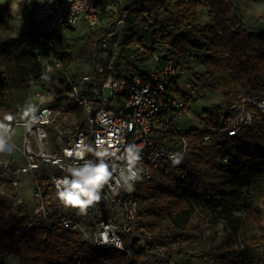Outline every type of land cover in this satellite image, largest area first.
Returning a JSON list of instances; mask_svg holds the SVG:
<instances>
[{"label":"trees","instance_id":"obj_1","mask_svg":"<svg viewBox=\"0 0 264 264\" xmlns=\"http://www.w3.org/2000/svg\"><path fill=\"white\" fill-rule=\"evenodd\" d=\"M200 4L209 18L203 27ZM108 8H115L116 13L108 16ZM6 9L0 6V118L5 113L16 115L14 129L19 108L27 105L34 84L41 80L42 68L26 40L12 36ZM98 11L99 20L121 19L126 13L125 48L133 44L144 47L145 39L137 29L143 23L151 53L167 51L164 61L179 67L192 57L203 58L205 69L194 72L192 88L199 85L219 92L227 109L214 106L203 112L202 123L209 128L219 127L222 115L239 101L242 87L264 94V33L247 34L231 0H99ZM60 59L66 65L73 61L68 54ZM150 70L131 63H125L124 74L117 73V64L115 68L117 75L125 77H146ZM54 81L65 82L62 76ZM67 90V86L60 90L52 108L65 104L64 114L78 118L82 109L66 103ZM168 95L192 100L177 89L176 81L169 85ZM171 113L166 107L159 114L152 138L158 147L170 145L178 150L184 136L190 151L174 173L160 167L142 183L136 201L143 225L161 242L168 258L174 253L182 255V248L202 239H210L217 248L215 230L222 225L227 237L223 251L229 264H264V226L259 236L236 246L246 216L252 213L261 221L264 214V117L255 113L254 127L243 128L215 150L204 144L205 131L192 127L180 134L169 127L166 121ZM44 195L51 196L47 184ZM27 223L14 201L0 195V264H4L5 254L15 256L20 264H134L124 253L93 248L58 225L40 223L27 231Z\"/></svg>","mask_w":264,"mask_h":264},{"label":"built area","instance_id":"obj_2","mask_svg":"<svg viewBox=\"0 0 264 264\" xmlns=\"http://www.w3.org/2000/svg\"><path fill=\"white\" fill-rule=\"evenodd\" d=\"M98 3L99 0H37L32 12L31 34L24 39L37 55L41 76L47 74L50 80L36 82L29 98L38 106L37 121L29 128L19 119L14 127L9 140L11 147L6 152H14L16 156L0 161V178H7L11 191L5 192L0 186V195L13 200L16 207L28 210L23 215L28 219L27 231L40 223L58 225L93 248L124 253L134 264H174L161 242L143 225L136 198L152 171L166 167L169 172H175L182 160L174 165L169 159L171 154L181 153L183 159L190 151L184 136L181 148L175 150L170 145L156 146L152 135L156 120L166 107L172 110L166 121L171 128L173 119L181 118L190 108L185 98L169 96L168 87L176 81L177 89L190 97L197 58L192 57L187 65L176 67L171 61H164L167 51L157 50L151 55L153 67L146 77L119 76L115 68L120 42L113 41L111 25L96 41L89 56L92 71L77 80L69 72L70 65L56 54L54 39L65 37L68 31L81 25H97L100 22ZM117 20L120 19L114 22ZM121 20L124 23L126 13ZM56 76H62L64 84L54 81ZM64 86L68 87L66 103L82 109L80 117L70 118L75 126L69 141L63 140L65 133L59 127L62 118H69L64 114L65 104L57 110L52 108ZM105 89L110 91L109 99L103 97ZM255 113L264 117V94L242 87L239 101L222 115L219 127L201 130L207 133L204 144L215 140L224 143L243 128L253 127ZM17 129L19 146L11 142ZM82 139L93 147L98 140H104L105 147L121 151L128 144L141 146L143 176L132 191L116 189L115 181H110L101 191V200L84 215L52 201L56 195L54 180L66 175L64 168L75 163L66 153ZM46 184L50 187L49 197L44 195ZM25 186L31 187L28 201L19 194Z\"/></svg>","mask_w":264,"mask_h":264},{"label":"rangeland","instance_id":"obj_3","mask_svg":"<svg viewBox=\"0 0 264 264\" xmlns=\"http://www.w3.org/2000/svg\"><path fill=\"white\" fill-rule=\"evenodd\" d=\"M233 4L234 12L239 15L238 7H240L239 0H231ZM37 0H0V6H7V25L9 26L12 36L18 37L22 35L25 37L30 27L32 26V12L36 6ZM201 10V26L203 27L208 23L207 11L203 9V5L199 6ZM108 13H116L115 8H108ZM240 16V15H239ZM114 27L113 41H119L117 47V73H125V63H131L134 66H138L143 70L152 68L153 63L151 61V43L148 35V29L145 24L139 23L138 33L145 39L144 49H138L136 44H133L125 48L122 44L124 37V23L123 20H117L114 22L112 17L103 18L97 25L88 26L81 25L67 32L65 37H56L54 39L56 45V51L63 55H70L73 59L70 64L69 72L75 75L78 80L81 76L92 71V63L89 56L94 49L95 43L98 39L105 35L103 31L111 26ZM243 25V23H242ZM243 27V26H242ZM245 31V30H244ZM246 32V31H245ZM29 33V32H28ZM27 33V34H28ZM254 34V33H253ZM252 35V34H251ZM194 71L201 73L205 69V63L203 58H197V62L193 67ZM191 102L189 107L181 118L175 117L173 119V128L180 134H185L192 127H201L200 130H206L208 126H198L199 122H202L204 117V111H211L214 106H219L223 110H227L225 101L217 91H213L209 88H202L199 85H194L193 89L189 92ZM103 97L109 99L111 97L109 89L104 90ZM59 127L63 133H65L64 141H69L71 133L73 132L75 122L70 118H62L59 122ZM254 127V126H253ZM157 134V132H156ZM13 144L19 146L20 138L17 129V133L12 136ZM206 145L212 146L215 150L218 149L219 142L217 140L206 142ZM16 154L8 153L6 151L0 152V161H6L13 158ZM22 163V161H20ZM1 179V189L5 192L11 191L10 185L7 183V178L4 176ZM26 179V178H25ZM30 182V179H26ZM31 192L30 186H25L19 190V194L24 200L28 201ZM52 201H57L56 195L52 196ZM22 214H27L26 208H21ZM264 226V214L261 221H258L252 213L246 216L245 224L242 229L241 235L237 238L236 246H244V242L251 236H259L261 234V227ZM209 231L206 232V237L209 235ZM217 248L213 247L210 239L199 240L195 243H189L187 246L181 249L182 255L174 253L172 260L175 264H229L225 259V253L223 251L224 243L226 241V234L223 230V226L219 225L215 230ZM209 254V255H207ZM4 264H20L15 256L5 254L3 257Z\"/></svg>","mask_w":264,"mask_h":264},{"label":"clouds","instance_id":"obj_4","mask_svg":"<svg viewBox=\"0 0 264 264\" xmlns=\"http://www.w3.org/2000/svg\"><path fill=\"white\" fill-rule=\"evenodd\" d=\"M44 81L50 76H41ZM38 106L28 104L19 108V117L26 127H31L37 121ZM16 115L5 113L0 118V152L9 150V140L13 134L12 123ZM106 141L98 140L95 147L80 140L75 147L66 154L74 158L75 163L68 164L62 178L55 179L56 198L58 203L66 208L84 215L101 200L102 189L115 181L116 189L132 191L136 182L143 179L141 162V146L128 144L123 148L105 147ZM91 155V159L86 156ZM172 163L179 164L181 153L171 154ZM82 161V163H81Z\"/></svg>","mask_w":264,"mask_h":264},{"label":"crops","instance_id":"obj_5","mask_svg":"<svg viewBox=\"0 0 264 264\" xmlns=\"http://www.w3.org/2000/svg\"><path fill=\"white\" fill-rule=\"evenodd\" d=\"M239 1L240 3L242 1L247 3V8L244 7L242 3L239 4L240 7H238L239 10L238 13L243 20L242 29L245 30L247 34L264 33V0H239ZM30 31H31V27L28 32L31 33ZM27 33L24 35L29 34ZM18 37L24 38V36L22 35H19ZM28 104H32V101L29 100L27 102V105ZM198 126H203L206 128V125L203 124L202 122H199ZM195 128H201V127H195Z\"/></svg>","mask_w":264,"mask_h":264},{"label":"bare ground","instance_id":"obj_6","mask_svg":"<svg viewBox=\"0 0 264 264\" xmlns=\"http://www.w3.org/2000/svg\"><path fill=\"white\" fill-rule=\"evenodd\" d=\"M241 3H242V5H243L244 7L247 8V3H246V2L242 1Z\"/></svg>","mask_w":264,"mask_h":264}]
</instances>
